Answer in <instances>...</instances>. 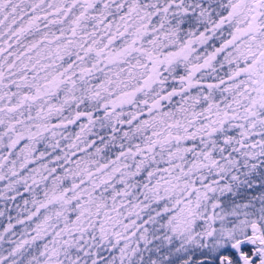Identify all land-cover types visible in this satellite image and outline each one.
I'll list each match as a JSON object with an SVG mask.
<instances>
[{
	"label": "snow or ice",
	"instance_id": "6c2138e0",
	"mask_svg": "<svg viewBox=\"0 0 264 264\" xmlns=\"http://www.w3.org/2000/svg\"><path fill=\"white\" fill-rule=\"evenodd\" d=\"M0 204V264H264V0H0Z\"/></svg>",
	"mask_w": 264,
	"mask_h": 264
},
{
	"label": "trees",
	"instance_id": "16d2710c",
	"mask_svg": "<svg viewBox=\"0 0 264 264\" xmlns=\"http://www.w3.org/2000/svg\"><path fill=\"white\" fill-rule=\"evenodd\" d=\"M69 130L70 131H73V132H76V131H79V128L77 126H70V129ZM21 191H23V189H21ZM24 196H25V198H27L28 197V193H24ZM17 202H19V198H18ZM0 207H2V204H0ZM13 215H14V213H13Z\"/></svg>",
	"mask_w": 264,
	"mask_h": 264
}]
</instances>
